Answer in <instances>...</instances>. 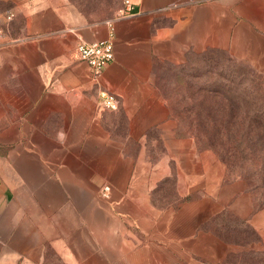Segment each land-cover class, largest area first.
Returning <instances> with one entry per match:
<instances>
[{
    "label": "crops",
    "instance_id": "1",
    "mask_svg": "<svg viewBox=\"0 0 264 264\" xmlns=\"http://www.w3.org/2000/svg\"><path fill=\"white\" fill-rule=\"evenodd\" d=\"M130 2L133 13L123 3L91 22L68 0H0V264H241L264 253V210L181 137L158 83L165 65L212 50L264 77V0ZM99 41L115 58L96 78L77 48ZM174 178L185 200L157 205Z\"/></svg>",
    "mask_w": 264,
    "mask_h": 264
},
{
    "label": "rangeland",
    "instance_id": "2",
    "mask_svg": "<svg viewBox=\"0 0 264 264\" xmlns=\"http://www.w3.org/2000/svg\"><path fill=\"white\" fill-rule=\"evenodd\" d=\"M68 1L91 22L114 18L124 3V0ZM158 83L177 119L181 137L194 139L190 135L196 134L201 140H205L203 134L206 132H222L225 125L223 119L235 114L244 117L258 113L255 103L262 98L258 88L261 86L264 90V77L256 72L251 63L237 61L230 54L218 50L196 55L183 65H165L159 72ZM196 148L200 158L209 153L219 161L212 151L199 149L197 144ZM149 153L155 157L165 152L159 149ZM218 163L227 180H241L237 174L229 173L223 163ZM241 181L248 190L247 183ZM184 200L175 178L161 183L155 193V202L160 206H176ZM224 216L225 222H239L232 215ZM250 236H253L250 229H241V240ZM253 262L264 264V253L245 252L241 255V264Z\"/></svg>",
    "mask_w": 264,
    "mask_h": 264
},
{
    "label": "trees",
    "instance_id": "3",
    "mask_svg": "<svg viewBox=\"0 0 264 264\" xmlns=\"http://www.w3.org/2000/svg\"><path fill=\"white\" fill-rule=\"evenodd\" d=\"M258 92L262 93L260 102L255 103L258 113L244 117L235 114L223 119L222 132H206L205 140L200 135L190 136L199 149L212 151L229 173L245 181L255 197L256 208L264 210V90L261 86Z\"/></svg>",
    "mask_w": 264,
    "mask_h": 264
},
{
    "label": "built area",
    "instance_id": "4",
    "mask_svg": "<svg viewBox=\"0 0 264 264\" xmlns=\"http://www.w3.org/2000/svg\"><path fill=\"white\" fill-rule=\"evenodd\" d=\"M124 5L128 7L124 13H133L130 0H124ZM14 17L13 14L8 16V21ZM77 51L80 57L85 60L96 78H99L104 69L115 58L114 45L110 41H99L93 43H82L78 46ZM101 104L104 108L109 110H117L119 108V102L115 94L103 92L101 94ZM110 191L107 186L103 190V194Z\"/></svg>",
    "mask_w": 264,
    "mask_h": 264
}]
</instances>
